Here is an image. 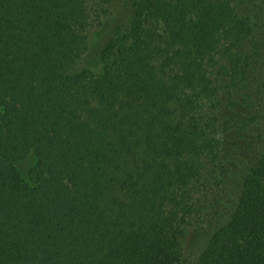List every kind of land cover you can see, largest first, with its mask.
Masks as SVG:
<instances>
[{
	"label": "trees",
	"instance_id": "trees-1",
	"mask_svg": "<svg viewBox=\"0 0 264 264\" xmlns=\"http://www.w3.org/2000/svg\"><path fill=\"white\" fill-rule=\"evenodd\" d=\"M111 1L0 0V264H264V0H127L96 74Z\"/></svg>",
	"mask_w": 264,
	"mask_h": 264
},
{
	"label": "rangeland",
	"instance_id": "rangeland-1",
	"mask_svg": "<svg viewBox=\"0 0 264 264\" xmlns=\"http://www.w3.org/2000/svg\"><path fill=\"white\" fill-rule=\"evenodd\" d=\"M125 1L127 0H112L111 4L108 5V15L103 17L102 24L95 27L88 33L90 52L88 54L87 60L93 67L96 74H99L101 72L100 64L97 62L96 58L99 50L102 48L105 39L114 29L116 24H118L119 21L123 20L125 15L127 14L124 8ZM261 114L264 118V102ZM189 242L190 241H188V243Z\"/></svg>",
	"mask_w": 264,
	"mask_h": 264
}]
</instances>
